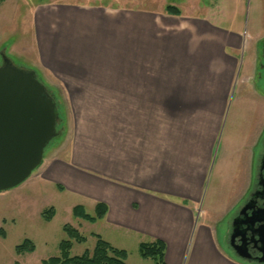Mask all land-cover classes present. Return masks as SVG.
I'll return each instance as SVG.
<instances>
[{"label": "crops", "instance_id": "obj_1", "mask_svg": "<svg viewBox=\"0 0 264 264\" xmlns=\"http://www.w3.org/2000/svg\"><path fill=\"white\" fill-rule=\"evenodd\" d=\"M46 8L34 17L37 59L43 83L62 85L73 126L71 160L48 157L42 183L104 204L99 221L138 248L162 241L163 264H250L228 237L264 140V34L247 41L185 6L156 11L151 45L140 27L131 34L130 12Z\"/></svg>", "mask_w": 264, "mask_h": 264}, {"label": "rangeland", "instance_id": "obj_2", "mask_svg": "<svg viewBox=\"0 0 264 264\" xmlns=\"http://www.w3.org/2000/svg\"><path fill=\"white\" fill-rule=\"evenodd\" d=\"M47 4L56 5V11L130 12L124 18H128L126 21L129 29L134 30H131V34L137 37V28L140 27L138 37L143 35L145 44L151 45L156 41V11L164 13L167 6L182 11L186 10V6V12L200 16L210 11L221 26L241 29L247 41L257 34H264V0H0V65L2 57L6 56L15 67L34 71L41 83L48 78L44 76L37 59L34 17L41 11H47ZM133 41L136 43L135 39ZM262 42L264 37L257 42L259 47ZM260 63L264 65V60H260ZM50 79V83L43 84L58 105V135L45 148L42 162L31 176L19 186L0 193V230L5 235L4 238L0 236V264H42L43 260L59 256L60 242L68 239L63 231L64 225L76 229L85 239L83 243L72 242L70 256L90 253L94 249L97 235L113 248L124 249L129 264H139L137 238L122 236L121 230L107 228L99 220L89 223L75 218L71 213L72 208L83 206L86 213L93 216V204L69 192L60 193L62 187L43 184L41 181V165L48 161V157L51 161H67L72 156L70 131L73 121L70 101L62 98V85ZM260 85L264 87V83ZM235 90L234 86L232 94ZM233 113L229 104L221 134L232 124ZM50 209L52 214L48 220L45 213ZM221 225L224 224L219 222L218 228ZM25 240L34 245V251L18 255L15 247Z\"/></svg>", "mask_w": 264, "mask_h": 264}, {"label": "water", "instance_id": "obj_3", "mask_svg": "<svg viewBox=\"0 0 264 264\" xmlns=\"http://www.w3.org/2000/svg\"><path fill=\"white\" fill-rule=\"evenodd\" d=\"M2 60L0 193L19 186L40 166L59 121L57 104L34 71L15 67L6 56ZM235 252L241 254L239 248Z\"/></svg>", "mask_w": 264, "mask_h": 264}, {"label": "trees", "instance_id": "obj_4", "mask_svg": "<svg viewBox=\"0 0 264 264\" xmlns=\"http://www.w3.org/2000/svg\"><path fill=\"white\" fill-rule=\"evenodd\" d=\"M165 12L173 15L179 14V11L173 6H167ZM106 211V206L102 203H99L95 206L93 216L87 214L82 206H75L72 210V214L75 218L82 219L89 223H95L105 216ZM45 214L47 219L50 220V214H52V210L50 209V211L46 212ZM63 231L67 235L68 239L60 242L59 256L43 260L41 262L42 264H127L126 260L128 254L125 250L113 248L109 243L102 240L100 236L97 235L94 249L90 253L85 252L81 256H70V250L73 244L72 242L74 241L76 243H83L85 239L76 229H73L71 226L64 225ZM0 236L2 238L5 236L2 230H0ZM33 251L34 245L28 240H25L22 244L15 247V252L18 255L32 253ZM138 252L142 259H149L156 262L157 264H163L164 244L160 240H156L151 243H141L139 245Z\"/></svg>", "mask_w": 264, "mask_h": 264}, {"label": "flooded vegetation", "instance_id": "obj_5", "mask_svg": "<svg viewBox=\"0 0 264 264\" xmlns=\"http://www.w3.org/2000/svg\"><path fill=\"white\" fill-rule=\"evenodd\" d=\"M259 58L264 60V42L259 47ZM232 236L235 239L231 240ZM228 238L246 262L264 264V140L257 157L255 187L236 212Z\"/></svg>", "mask_w": 264, "mask_h": 264}]
</instances>
